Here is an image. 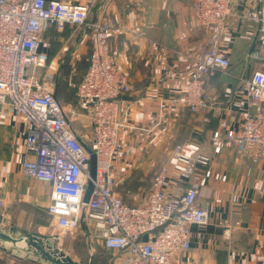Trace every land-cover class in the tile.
<instances>
[{"label": "built area", "instance_id": "1", "mask_svg": "<svg viewBox=\"0 0 264 264\" xmlns=\"http://www.w3.org/2000/svg\"><path fill=\"white\" fill-rule=\"evenodd\" d=\"M193 16L208 35V45L191 68L189 78L170 104L191 113L209 106L207 75L227 71L229 56L219 48L229 31L230 0H187ZM96 0H0V105L9 107L26 130L24 149L30 156L22 162L28 176L50 183L47 212L58 235L72 233L84 224V234L113 253L112 264H181L191 247L190 227L209 222V210L196 200L204 170L211 157L191 154L186 143L172 147L171 156L185 161L180 175L187 184L177 195L166 194L167 165L152 175L144 196L136 203L124 202L113 190L114 161L123 146L119 132L127 126L119 101L135 89L111 48L113 39L123 47L143 36L142 20L134 9L125 14L99 15L90 19ZM254 22L258 40L264 44V0L258 7L236 16ZM70 23L83 27L90 39L88 66L76 87L77 102L89 108L90 133L80 135L72 125L74 108L65 107L55 95V80L47 65L41 36L51 24ZM153 22L146 23L152 26ZM262 61L256 51L247 54ZM37 68L44 69L36 73ZM247 106L237 113V125L226 119L210 136L213 154L228 151L237 166L249 173L264 159V68L241 77ZM90 152L95 156L90 175ZM90 185L89 196L84 200ZM5 208L0 197V216ZM237 224V223H236ZM230 225L223 235L229 237ZM6 264H16L14 260ZM259 264H264V259Z\"/></svg>", "mask_w": 264, "mask_h": 264}, {"label": "crops", "instance_id": "2", "mask_svg": "<svg viewBox=\"0 0 264 264\" xmlns=\"http://www.w3.org/2000/svg\"><path fill=\"white\" fill-rule=\"evenodd\" d=\"M259 5L260 0L229 1L227 18L231 25L220 38L219 48L229 56L231 67L207 75L210 104L197 113L168 102L188 80L208 45V35L187 0H96L90 14V19H95L134 9L144 24L143 36L135 43L127 47L120 39L110 43L135 87L119 101L127 126L119 132L123 151L114 161L113 190L118 196L129 204L138 202L149 187L153 171L162 164L167 165L166 194L180 193L187 180L180 175L185 161L171 156L177 143L190 145L191 154L211 157L207 167L197 168L198 172L204 170L207 179L199 185L196 196L197 202L208 207L209 222L190 227L191 247L181 255V264H259L264 259V159L246 173L228 151L213 154L210 144L220 120L226 119L229 127H235L237 113L247 106L241 77L264 68V44L257 38L255 23L236 17ZM149 21L152 26L146 25ZM254 51L262 61L247 57ZM81 108L84 131L75 130L87 135L90 110ZM25 136L22 122L9 107L0 105V197L15 223L22 217L23 206L36 202L47 212L50 200V183L22 171L23 160L30 156L24 149ZM228 224L231 227L226 238L223 231ZM14 227L17 233L26 231L17 224ZM79 229L84 232L82 226Z\"/></svg>", "mask_w": 264, "mask_h": 264}, {"label": "rangeland", "instance_id": "3", "mask_svg": "<svg viewBox=\"0 0 264 264\" xmlns=\"http://www.w3.org/2000/svg\"><path fill=\"white\" fill-rule=\"evenodd\" d=\"M82 26L60 24L51 27L44 35L41 36V47L45 51L49 49L52 52L50 63H47L44 69L54 72L55 88L58 91V98L65 107H74L75 113L71 117L73 127L78 131H84V121L80 120L82 106L74 102L75 85L80 74L85 68L87 54L90 49L89 36L83 33ZM50 43V45H49ZM50 64V65H49ZM37 68L36 73L44 71ZM153 171L152 175L154 174ZM151 175V178H152ZM150 177V176H149ZM39 203V202H38ZM22 217L19 223H15L14 216L7 214L10 208L2 209L0 218V230L9 232L11 226H21L26 231H32L49 238V241L73 260L80 264H112L113 253L103 248V246L94 238L87 237L79 228L72 233L58 235L51 216L44 208L36 205V202L23 206ZM11 212V211H10ZM1 216V217H3ZM19 235L18 233L16 234ZM25 247V248H24ZM24 242L16 243L0 241V264H6L14 260L16 264H50L43 260L38 254H34L32 248L27 250Z\"/></svg>", "mask_w": 264, "mask_h": 264}, {"label": "water", "instance_id": "4", "mask_svg": "<svg viewBox=\"0 0 264 264\" xmlns=\"http://www.w3.org/2000/svg\"><path fill=\"white\" fill-rule=\"evenodd\" d=\"M90 175L93 177L95 170V156L90 152ZM90 185L87 189L84 200L89 196ZM81 226L84 228L83 222ZM14 226H11L9 232H4L0 230V241L16 243L17 241H24L30 248H32L34 254H38L40 258L45 261H48L50 264H80L79 262L73 260L69 255L64 251L57 248L54 243L49 241L47 236L42 234L32 232V231H23L18 233Z\"/></svg>", "mask_w": 264, "mask_h": 264}, {"label": "trees", "instance_id": "5", "mask_svg": "<svg viewBox=\"0 0 264 264\" xmlns=\"http://www.w3.org/2000/svg\"><path fill=\"white\" fill-rule=\"evenodd\" d=\"M66 24H69V25H73L74 26V24H70V23H66ZM53 26H55V24H51V25H49V26H47V28L43 31V33H42V35H44L47 31H49V29L51 28V27H53ZM49 45H50V43H49ZM89 51H90V49H89ZM89 51H88V54H89ZM88 54H87V56H88ZM51 56H52V52L50 53V51H49V49L47 50V63H49V61L51 60ZM87 66H88V61H86V63H85V68H84V70H83V72L80 74V76H79V79H78V81H77V83H76V85H75V90H74V101H77V95H76V87H77V84L79 83V81L81 80V78H82V76H83V74L85 73V71H86V69H87ZM58 91H56V88H55V95H56V97L58 98ZM104 248V247H103ZM105 249V248H104Z\"/></svg>", "mask_w": 264, "mask_h": 264}, {"label": "bare ground", "instance_id": "6", "mask_svg": "<svg viewBox=\"0 0 264 264\" xmlns=\"http://www.w3.org/2000/svg\"><path fill=\"white\" fill-rule=\"evenodd\" d=\"M22 242H24V241H22ZM24 243H25V242H24ZM25 245L28 246L26 243H25ZM24 248H25V247H24ZM29 248H30V247L28 246V247H27V250H28Z\"/></svg>", "mask_w": 264, "mask_h": 264}]
</instances>
